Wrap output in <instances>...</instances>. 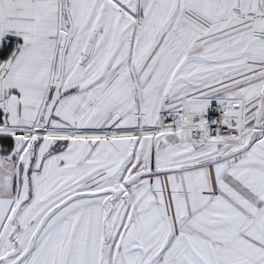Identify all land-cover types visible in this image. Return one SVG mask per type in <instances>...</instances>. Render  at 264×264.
<instances>
[{
    "label": "snow or ice",
    "instance_id": "1",
    "mask_svg": "<svg viewBox=\"0 0 264 264\" xmlns=\"http://www.w3.org/2000/svg\"><path fill=\"white\" fill-rule=\"evenodd\" d=\"M0 264H264V0H0Z\"/></svg>",
    "mask_w": 264,
    "mask_h": 264
}]
</instances>
